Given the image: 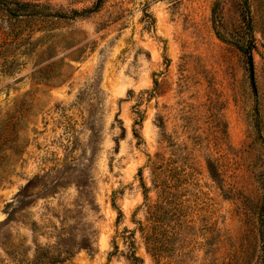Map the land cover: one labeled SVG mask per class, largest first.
<instances>
[{
    "label": "rangeland",
    "instance_id": "1",
    "mask_svg": "<svg viewBox=\"0 0 264 264\" xmlns=\"http://www.w3.org/2000/svg\"><path fill=\"white\" fill-rule=\"evenodd\" d=\"M1 222L0 264H264V0H0Z\"/></svg>",
    "mask_w": 264,
    "mask_h": 264
},
{
    "label": "trees",
    "instance_id": "2",
    "mask_svg": "<svg viewBox=\"0 0 264 264\" xmlns=\"http://www.w3.org/2000/svg\"><path fill=\"white\" fill-rule=\"evenodd\" d=\"M154 84H156V80H154ZM208 169L211 176H216L217 172L213 165L208 164ZM31 180L26 184V188H28L31 184ZM120 213V211H118ZM13 215V212L8 213V217L6 220H10ZM6 225L5 222L0 223V233L3 231V227ZM8 236L6 235L5 238ZM57 241L54 245L42 248L38 246L35 249L34 256L27 260L26 264H52L62 262L74 256L75 252L80 249L91 248L90 238L84 237L80 242H74L73 240V231L71 226L63 225L57 234ZM51 248H55V250H51ZM54 251V252H53ZM132 259L135 261H140L141 258L132 254ZM133 264V263H130Z\"/></svg>",
    "mask_w": 264,
    "mask_h": 264
}]
</instances>
